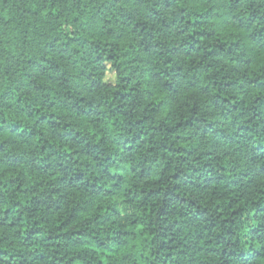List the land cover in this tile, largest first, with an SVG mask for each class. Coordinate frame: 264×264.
Returning <instances> with one entry per match:
<instances>
[{
  "label": "trees",
  "instance_id": "16d2710c",
  "mask_svg": "<svg viewBox=\"0 0 264 264\" xmlns=\"http://www.w3.org/2000/svg\"><path fill=\"white\" fill-rule=\"evenodd\" d=\"M0 264H264V0H0Z\"/></svg>",
  "mask_w": 264,
  "mask_h": 264
},
{
  "label": "rangeland",
  "instance_id": "374dc122",
  "mask_svg": "<svg viewBox=\"0 0 264 264\" xmlns=\"http://www.w3.org/2000/svg\"><path fill=\"white\" fill-rule=\"evenodd\" d=\"M106 80H107V82H113L114 81V76L111 73H108ZM126 173H127V169L126 168H122L118 172V174H120V175H124Z\"/></svg>",
  "mask_w": 264,
  "mask_h": 264
}]
</instances>
